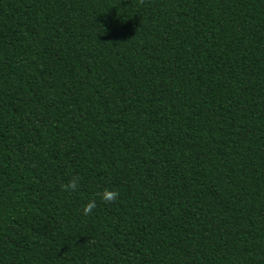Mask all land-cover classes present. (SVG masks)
I'll return each instance as SVG.
<instances>
[{"label": "trees", "instance_id": "obj_1", "mask_svg": "<svg viewBox=\"0 0 264 264\" xmlns=\"http://www.w3.org/2000/svg\"><path fill=\"white\" fill-rule=\"evenodd\" d=\"M0 264H264V0H0Z\"/></svg>", "mask_w": 264, "mask_h": 264}, {"label": "clouds", "instance_id": "obj_2", "mask_svg": "<svg viewBox=\"0 0 264 264\" xmlns=\"http://www.w3.org/2000/svg\"><path fill=\"white\" fill-rule=\"evenodd\" d=\"M75 187H76V181L75 180L69 182V184L67 185V188H69V189H75ZM116 195L117 194L115 192L108 193L106 195L105 199L110 201V200L114 199L116 197ZM93 207H94V203L93 202H89L84 208L85 213H87Z\"/></svg>", "mask_w": 264, "mask_h": 264}]
</instances>
